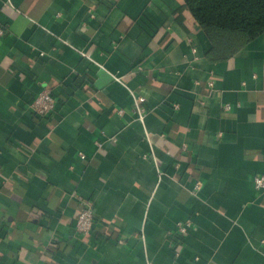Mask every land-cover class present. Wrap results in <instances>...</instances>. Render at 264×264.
Instances as JSON below:
<instances>
[{
  "label": "crops",
  "instance_id": "crops-1",
  "mask_svg": "<svg viewBox=\"0 0 264 264\" xmlns=\"http://www.w3.org/2000/svg\"><path fill=\"white\" fill-rule=\"evenodd\" d=\"M0 29V264H264V31L213 43L184 0H0Z\"/></svg>",
  "mask_w": 264,
  "mask_h": 264
},
{
  "label": "trees",
  "instance_id": "trees-1",
  "mask_svg": "<svg viewBox=\"0 0 264 264\" xmlns=\"http://www.w3.org/2000/svg\"><path fill=\"white\" fill-rule=\"evenodd\" d=\"M214 42L232 46L264 31V0H184Z\"/></svg>",
  "mask_w": 264,
  "mask_h": 264
},
{
  "label": "built area",
  "instance_id": "built-area-1",
  "mask_svg": "<svg viewBox=\"0 0 264 264\" xmlns=\"http://www.w3.org/2000/svg\"><path fill=\"white\" fill-rule=\"evenodd\" d=\"M3 31L0 29V35ZM211 85V82H209ZM144 101L143 97H138L136 99V109L138 113L143 112L142 102ZM56 99L53 96L51 89L49 87H43L32 99L30 106L32 111L39 116H47L49 115L55 108ZM229 104L224 105V109H229ZM121 113L122 110H119ZM82 155V154H81ZM201 186V181L196 180L194 184L193 192H196ZM254 187L259 192H264V174L260 173L254 177ZM78 204L79 209L77 211V215L75 217V227L77 231L81 234H87L90 232L93 221H94V213H93V202L89 199L78 196ZM192 226L191 220H183L176 223L175 226V234L178 237L184 236L189 228Z\"/></svg>",
  "mask_w": 264,
  "mask_h": 264
}]
</instances>
